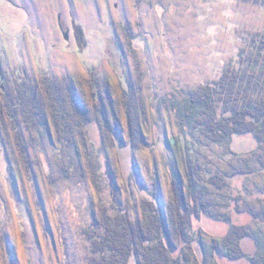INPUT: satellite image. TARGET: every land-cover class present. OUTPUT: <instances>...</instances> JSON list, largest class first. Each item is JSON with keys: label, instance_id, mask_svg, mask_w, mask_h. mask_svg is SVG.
<instances>
[{"label": "rangeland", "instance_id": "obj_1", "mask_svg": "<svg viewBox=\"0 0 264 264\" xmlns=\"http://www.w3.org/2000/svg\"><path fill=\"white\" fill-rule=\"evenodd\" d=\"M262 42L264 4L254 0H0V264H93L97 221L142 219L147 201L168 220L174 175L187 181L195 162L210 214L193 216L173 255L253 264L264 252V145L250 134L214 143L194 127L186 101L227 70L262 73ZM51 78L76 88L65 96L79 114L56 120L47 106L45 125L28 126L13 98ZM130 121L146 140L134 147ZM234 226L254 234L242 242L246 256H212Z\"/></svg>", "mask_w": 264, "mask_h": 264}, {"label": "trees", "instance_id": "obj_2", "mask_svg": "<svg viewBox=\"0 0 264 264\" xmlns=\"http://www.w3.org/2000/svg\"><path fill=\"white\" fill-rule=\"evenodd\" d=\"M254 1L264 4V0ZM262 43L261 48H264V42ZM44 84L40 89V87H33L27 82L18 91L20 95L17 92V96L15 95L13 98L14 102H19L24 106L21 115L27 120L28 126L45 125L43 120L46 117L41 109L46 110L47 106L57 112L56 120L78 116L79 103L75 104L74 98L73 101L69 99L71 101L69 104L68 97L65 96L67 94L69 97H74V93L77 92L76 88L74 89L72 85L68 84L63 87L62 83H58L52 78ZM64 96L65 102L63 101ZM13 101L10 102L12 104L8 103L9 119L14 125V130L17 131L16 140L20 151L24 154V140L18 130V115L14 109ZM186 103H188L186 115L193 119L194 127L214 143H222L234 136L250 134L261 145H264V71L258 74L256 72L243 73L235 69L227 70L215 83L201 86L192 93ZM28 104H34V111H36L34 115L33 108H26ZM81 104L83 108H89L91 111L96 109V113L100 111L96 103L92 106L87 102ZM70 105L72 108H68ZM114 109L111 103V112H115ZM31 113L42 122H35ZM113 117L114 124L118 125L116 112ZM88 121L86 120L84 124ZM130 124L132 147H134L135 138L139 139V142H145L142 125L139 131L133 121H130ZM112 135L114 141H117L114 135H118L120 137L117 142H123L119 129L113 131ZM176 140L175 144L179 145ZM180 141L182 148L186 149V138L183 137ZM189 165L187 181L176 174L174 175L168 220L161 217L160 209L155 203L147 201L143 205L142 219L133 220L128 214L121 213L114 217L104 214L97 221L99 229H102L103 232L100 234L96 231L97 237L92 238V252L101 257H93V264H130L132 257L137 259V264H215L207 260L201 261L191 246V252L187 251L179 257L173 255V250L180 247L183 236L189 235V225L193 216L210 214V203L205 199L207 186L202 187L199 179L194 177L195 169L198 168L197 163ZM209 182L223 187L225 178L212 176L209 178ZM248 237L254 238V234L249 229L245 226H234L223 239L222 245L216 241L212 256L217 251L232 261L244 258L246 252L242 242ZM251 261L253 264H264V252L251 257Z\"/></svg>", "mask_w": 264, "mask_h": 264}]
</instances>
